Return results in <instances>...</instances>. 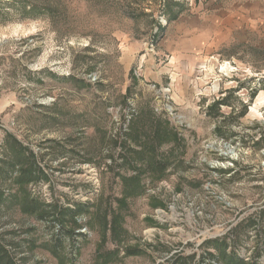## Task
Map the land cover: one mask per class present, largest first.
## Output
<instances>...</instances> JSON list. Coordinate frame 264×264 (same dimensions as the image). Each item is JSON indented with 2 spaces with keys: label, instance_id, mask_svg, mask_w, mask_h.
<instances>
[{
  "label": "rangeland",
  "instance_id": "rangeland-1",
  "mask_svg": "<svg viewBox=\"0 0 264 264\" xmlns=\"http://www.w3.org/2000/svg\"><path fill=\"white\" fill-rule=\"evenodd\" d=\"M27 1L0 0V264H264V16L224 27L254 0Z\"/></svg>",
  "mask_w": 264,
  "mask_h": 264
},
{
  "label": "crops",
  "instance_id": "crops-1",
  "mask_svg": "<svg viewBox=\"0 0 264 264\" xmlns=\"http://www.w3.org/2000/svg\"><path fill=\"white\" fill-rule=\"evenodd\" d=\"M247 3H248V1L245 2V4H247ZM243 6H246V10H245L244 15L252 16L253 18H257L258 16H260V17L264 16V13H261L262 11H264V0L263 1L254 0L253 3L250 2L249 5H244V4H242V6L234 5L232 7L233 12L231 13V16H233V17L231 18L230 15H228V13H226L225 24H227V26L224 24V27L226 29V32H225L226 34L232 33L231 30L233 28V25H235V23L232 22L231 20H233L234 16H238V10H243Z\"/></svg>",
  "mask_w": 264,
  "mask_h": 264
},
{
  "label": "trees",
  "instance_id": "trees-1",
  "mask_svg": "<svg viewBox=\"0 0 264 264\" xmlns=\"http://www.w3.org/2000/svg\"><path fill=\"white\" fill-rule=\"evenodd\" d=\"M13 1V0H12ZM28 2V4L26 5L25 4V8L26 7H28L29 8V10H32V13L31 14H33V17H34V15L36 14V12H35V10H39V9H42L41 7H44V6H42L41 5V2H42V0H33V2L32 1H27ZM26 2V3H27ZM16 3H14L13 5H15ZM21 176H20V181H24V180H26L25 178H26V176H31V172H29V174L27 173V171H26V169H24V170H22L21 171ZM80 205H78L77 206V208L79 207ZM78 211V210H77ZM3 256L2 255H0V262H2L3 261ZM1 264H7V263H1ZM234 264H240L239 263V261L238 260H235V263Z\"/></svg>",
  "mask_w": 264,
  "mask_h": 264
}]
</instances>
